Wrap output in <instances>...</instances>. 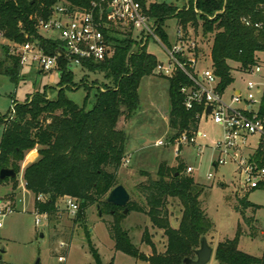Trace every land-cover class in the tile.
Returning <instances> with one entry per match:
<instances>
[{
  "label": "trees",
  "instance_id": "16d2710c",
  "mask_svg": "<svg viewBox=\"0 0 264 264\" xmlns=\"http://www.w3.org/2000/svg\"><path fill=\"white\" fill-rule=\"evenodd\" d=\"M154 21L156 33L163 44L171 49L165 23L175 19L183 33L189 28H199L202 22L204 36H214L211 49L212 69L220 79L218 91L224 93L234 82V65L247 71L256 64L259 53L264 52V0H188L183 10L166 2L149 3L138 0ZM70 4V11H90L92 4L101 0H0V75L12 82L22 80L23 66L20 59L10 53L7 43L37 42L44 52L55 56L64 53L60 40L47 38L38 31L41 21L51 20L55 8ZM149 3V4H148ZM100 9H95L98 17ZM260 23L261 29L248 27L243 19ZM105 19V17H104ZM113 54L102 62L87 61L83 68L92 73H100L112 81V86L98 90L96 103L90 110L86 108L89 93L83 106L70 100L67 90L80 89L73 82L74 71L69 69L65 57L59 58V86L55 98H48L47 91L37 93L23 104H14L11 114L0 118L3 134L0 143V172L12 169L17 174L21 162L28 152L39 147V160L26 168L24 180L26 189L35 198L47 197L45 202L35 200V211L46 215L48 221L58 218L61 213L59 201L73 198L79 203L77 220L86 226L87 211L99 207L103 214L113 220L105 224L116 252H121L148 264H183L185 259H195L194 252L200 248L201 240L215 232V224L203 207L202 196L207 187L196 182L192 175H186V165L178 158L177 167H169L167 162L159 165L157 178L148 177L135 190L146 204L132 200L128 204L129 213L146 215L152 226L163 231L167 245L164 253H158L148 229H144L142 243L152 250L147 256L132 241L130 231L122 226L126 219L124 209L107 202L109 193L120 184L118 172L126 160L129 138L125 131L118 129L121 118L132 119L140 111L139 88L144 78L155 75L159 61L147 51V43L134 36V32L122 26H111L106 30ZM181 61L186 58L178 56ZM169 85V125L171 140L183 132L198 130L197 115L204 108L196 105L192 111L184 106L182 89L191 85L190 79L181 70L172 77L162 76ZM87 91L91 88L86 87ZM75 90V91H76ZM260 119L264 122V97L259 108ZM257 163L264 166V150L258 148L254 156ZM17 177L0 180V185L13 184V194L18 189ZM256 190H264L262 184ZM254 191V190H253ZM248 195V194H247ZM131 196V195H130ZM15 195H13L14 201ZM177 200L181 206L179 227L171 226L167 203ZM259 206L251 204L247 197L238 198L235 210L241 214L247 231L238 226L234 239L218 244L214 258L216 264H264L262 257H254L239 250L240 239L248 236L259 238V230L254 218L246 216L248 209L256 211ZM86 231L89 233L88 229ZM264 239V232H263ZM88 246L96 264H103L99 251L88 237ZM110 264H114V260Z\"/></svg>",
  "mask_w": 264,
  "mask_h": 264
},
{
  "label": "rangeland",
  "instance_id": "374dc122",
  "mask_svg": "<svg viewBox=\"0 0 264 264\" xmlns=\"http://www.w3.org/2000/svg\"><path fill=\"white\" fill-rule=\"evenodd\" d=\"M149 3L166 2L183 10L188 0H148ZM199 28H189L188 35L184 40L195 42L197 48L195 55L199 62L201 71L212 67L211 49L214 36L210 35L207 39L203 35L202 22ZM165 31L169 42L174 45L177 41L179 29L175 19L165 23ZM45 34L44 36H48ZM134 36L137 37L134 33ZM2 43H7L3 40ZM147 51L154 55L160 63H168V55L165 50L150 40L147 43ZM70 69V68H69ZM72 70V69H70ZM22 80L18 83L12 82L8 77L0 75V118L11 114L14 104H23L27 98L32 99L37 93L44 92L46 88L48 98H55L59 86L60 76L58 70L51 74L40 72L37 68L24 67ZM235 82L228 88V96L232 89L244 90L247 81L250 79L259 80L258 77L245 76L242 80L241 70L234 65L232 72ZM73 82L75 86H80L79 90H67V97L79 106H83L85 98L89 93L86 102L87 110L94 107L98 90L112 86V81L100 73H92L79 67V72L74 73ZM264 82V78L262 79ZM86 87L91 88L87 91ZM76 90V91H75ZM227 96V98H228ZM264 92L258 95L260 99ZM140 111L132 119L121 118L118 129L125 131L129 138L127 145L126 160H129L130 167L122 166L118 172V179L121 185H126L132 200L145 205V199L137 193L135 187L145 182L148 177L157 178V170L161 163L167 162L169 167L178 166V158L184 161L186 167L192 166V175L196 182L207 187L206 195L202 196L203 207L206 209L209 218L215 224V232L208 236L209 243L216 249L219 243L234 239L238 226L241 225L245 231L244 220L241 214L237 213L235 207L238 198L247 197L248 201L260 208L254 211L248 209L246 216L254 218L259 230V238L252 240L248 236L240 239L239 250L254 256L262 257L264 252V190L246 191L243 189L244 177L236 173V165L226 164L214 166L219 158V153L213 148L216 141L222 139L220 127L213 122H202L200 130L208 135V139L200 140L203 145L201 152L195 147H185L181 157H176V153L171 147H156L155 143L162 139L170 138L172 130L169 125L170 101L168 81L155 72L154 76L144 78L139 88ZM3 134V126L0 124V143ZM250 149L245 154L251 153L257 147L258 138H251L249 141ZM141 146L147 147L146 152L138 153ZM39 160V155L35 151L28 152L24 161L21 162V170L17 177L18 194H13V184L8 182L12 190L4 193L1 189L5 184L0 185V208L11 204L14 213L0 219V264H96L90 253L88 237L90 236L94 246L99 251L103 264H110L114 253H112V241L105 224L101 220L111 222L112 216L103 214L99 218L96 206L87 211L88 219L86 226L77 220V216H72L66 211V201L61 199L59 207L61 213L57 219L48 221L40 217L41 224L36 225L37 214L35 211V196L24 187V171L27 167ZM134 169L133 171H131ZM212 175V178H208ZM248 194V195H247ZM13 195H15L13 201ZM21 200L17 204L18 200ZM171 226L179 227L181 217V206L177 200L169 199L167 203ZM125 230L130 231L133 244L144 254L152 255L150 247L142 243L144 229H148L158 253L166 250L167 239L161 230L154 228L146 215L138 213H128L122 224ZM88 229L89 233L86 231ZM95 229L94 233L91 229ZM61 243L66 246L61 247ZM151 250V251H150ZM114 264H148L136 260L121 252L114 259ZM209 264H216L213 256Z\"/></svg>",
  "mask_w": 264,
  "mask_h": 264
},
{
  "label": "built area",
  "instance_id": "2783aa9c",
  "mask_svg": "<svg viewBox=\"0 0 264 264\" xmlns=\"http://www.w3.org/2000/svg\"><path fill=\"white\" fill-rule=\"evenodd\" d=\"M149 4V3H148ZM146 9L138 0H101L100 4L93 3L90 11H70V4L64 3L55 8L51 20L41 21L38 31L47 38L60 40L64 44V53L55 56L48 55L37 42L15 44L7 42L10 53L19 57L23 67L37 68L42 73L51 74L59 68V58L65 57L69 68L75 73L79 67L87 61L102 62L113 54V48L107 39L106 30L111 26H122L124 29L132 30L143 44L150 40L161 46L168 55V63H158L156 73L172 77L176 70L184 72L191 81V85L182 89L185 97L184 106L187 111H192L196 105L204 108L202 114L197 115L198 130L188 133L183 132L174 140L170 138L159 140L156 147H171L176 157H181L185 147H195L201 152L203 145L200 140L208 139V135L200 130L202 122H213L222 131V139L216 141L213 148L219 153L215 167L226 164L236 165L235 172L244 177L243 189L253 191L264 184V166L255 160L254 156L258 148L264 150V122L260 119L259 108L261 100L257 98L264 92V52L259 53L256 64L247 71H241L242 80L245 76L258 77L259 80L250 79L242 89L234 88L228 96L227 89L224 93L218 91L220 79L215 75L211 67L200 71L199 62L195 55L197 45L195 42L184 40L181 33L177 43L168 49L156 33L154 21L147 14ZM100 9L98 17L95 9ZM105 17V19H104ZM248 27L261 29L260 23H253L250 19H243ZM0 37L2 35L0 34ZM195 49V50H194ZM186 58L181 61L178 56ZM235 79V78H234ZM228 96V98H227ZM211 107L210 113L208 108ZM258 138V144L249 154L245 152L250 149V139ZM129 160H125L123 166L127 167ZM188 173H193V167H187ZM209 179L212 175H209ZM39 202H45L47 197L40 195ZM66 211L76 216L79 211V203L73 198H64ZM14 213L11 204L0 208V219ZM37 214V213H36ZM36 225L41 224L40 217L47 219L46 215L37 214ZM48 220V219H47ZM0 228L2 223L0 222ZM61 243V247H65Z\"/></svg>",
  "mask_w": 264,
  "mask_h": 264
},
{
  "label": "water",
  "instance_id": "95a60500",
  "mask_svg": "<svg viewBox=\"0 0 264 264\" xmlns=\"http://www.w3.org/2000/svg\"><path fill=\"white\" fill-rule=\"evenodd\" d=\"M211 107L208 108V113H210ZM17 174L12 169H4L0 172V180L4 181L6 179L16 178ZM131 201V196L123 185H119L113 189L108 197L107 202L115 207L123 208L124 215H128L129 209L128 204ZM99 212V218H102V212L100 208L97 207ZM195 259H185L183 264H209L215 254L214 247L209 243L208 239L204 237L201 240V245L198 250L194 252Z\"/></svg>",
  "mask_w": 264,
  "mask_h": 264
},
{
  "label": "crops",
  "instance_id": "0c3cea01",
  "mask_svg": "<svg viewBox=\"0 0 264 264\" xmlns=\"http://www.w3.org/2000/svg\"><path fill=\"white\" fill-rule=\"evenodd\" d=\"M154 3V2H153ZM179 29V28H178ZM188 31H189V29H188ZM188 31L186 32V33H183L182 31H181V29H179V34L177 35V40H178V38H179V36L181 35V33L185 36V35H188ZM208 38V36H205V39H207ZM176 43H177V41H176ZM175 43V44H176ZM210 56H211V54H210ZM199 70H200V68H199ZM201 71V70H200ZM129 142V141H128ZM155 146V145H154ZM146 149H147V147L145 148V147H143V146H141V148H140V150L138 151V153H144V152H146ZM37 152L38 153V151H39V147H37V148H35L34 150H33V152ZM32 152V151H31ZM38 155H39V153H38ZM215 166V165H214ZM127 167H130L129 165L127 166ZM187 167H192V166H187ZM134 169H132L131 171H133ZM25 172V171H24ZM123 186L126 188V190H127V187H126V185H124L123 184ZM24 187L26 188V182H25V180H24ZM1 189H4L5 191H4V193H8L9 191H11L12 190V187H11V185H9V184H5V186H3ZM27 190V189H26ZM16 194H18L19 195V191H18V189L16 190ZM20 196V195H19ZM19 202H21V200L19 199L18 200V202L16 203V210H17V204L19 203ZM94 231H95V229H91V232H93L94 233ZM162 233H163V231H162ZM110 238V237H109ZM208 239V238H207ZM111 240V239H110ZM112 241V240H111ZM209 241V240H208ZM112 243H113V241H112ZM111 251H112V253H114V255H115V258H116V256L118 255V253L119 252H116L115 251V249H114V243H113V245H112V249H111ZM151 251V250H150ZM165 252V251H164ZM147 256H150V254L148 255V254H146ZM114 257H113V260L115 259Z\"/></svg>",
  "mask_w": 264,
  "mask_h": 264
}]
</instances>
